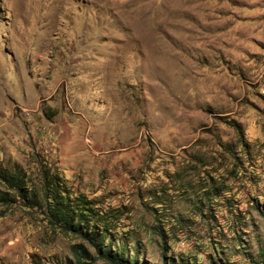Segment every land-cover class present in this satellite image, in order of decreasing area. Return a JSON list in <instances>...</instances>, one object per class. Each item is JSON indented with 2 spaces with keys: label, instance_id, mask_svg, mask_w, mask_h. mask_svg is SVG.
<instances>
[{
  "label": "rangeland",
  "instance_id": "rangeland-1",
  "mask_svg": "<svg viewBox=\"0 0 264 264\" xmlns=\"http://www.w3.org/2000/svg\"><path fill=\"white\" fill-rule=\"evenodd\" d=\"M3 168L0 264H76L45 169L137 264H264V0H0Z\"/></svg>",
  "mask_w": 264,
  "mask_h": 264
},
{
  "label": "trees",
  "instance_id": "trees-1",
  "mask_svg": "<svg viewBox=\"0 0 264 264\" xmlns=\"http://www.w3.org/2000/svg\"><path fill=\"white\" fill-rule=\"evenodd\" d=\"M0 181L7 184L9 188L14 189L15 195L19 197H26L28 195L27 190L31 191V188L25 185L23 177L18 171H8L3 168L0 170ZM43 205H44V218L47 222L64 230L71 232L81 238V242L72 243L70 245L76 264H81L85 258H91L92 255L89 252L88 247L83 241L91 246L96 252L95 257L103 258L106 261H110L113 264H137L134 258H128L118 255L113 252L107 245L103 244L101 234L99 237L92 229L90 220L91 217L96 216L97 220L102 221L107 226L105 219V213L99 212L93 209L94 202L87 195H72L69 188L64 184L63 180L56 174L51 173L47 169L43 172ZM37 194L33 190L28 199L32 205L37 202ZM8 199L6 196H0V201ZM158 229V226H154ZM160 237H162L164 230L157 231ZM164 243V241H163ZM162 252L164 246H162ZM264 254V251H259ZM166 264H172L165 260ZM191 264H196L191 262Z\"/></svg>",
  "mask_w": 264,
  "mask_h": 264
},
{
  "label": "crops",
  "instance_id": "crops-1",
  "mask_svg": "<svg viewBox=\"0 0 264 264\" xmlns=\"http://www.w3.org/2000/svg\"><path fill=\"white\" fill-rule=\"evenodd\" d=\"M25 103H29L27 95H25ZM68 117H69V115H68ZM68 117H65L64 121H61V120L56 121V119L54 118L52 121H56V122H54V124H51V122L49 123V126H47V128H46L47 129L46 136L43 139L44 140L45 139H52V138H55L57 140L58 139L59 140H65L67 138L69 139L71 128L75 127L74 123L76 121V119H75L76 117L72 116V117H74L73 121L69 120ZM48 135H49V137H48Z\"/></svg>",
  "mask_w": 264,
  "mask_h": 264
}]
</instances>
